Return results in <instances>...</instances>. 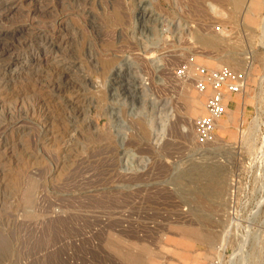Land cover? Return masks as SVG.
<instances>
[{
    "label": "rangeland",
    "instance_id": "374dc122",
    "mask_svg": "<svg viewBox=\"0 0 264 264\" xmlns=\"http://www.w3.org/2000/svg\"><path fill=\"white\" fill-rule=\"evenodd\" d=\"M1 1L0 264H264V0ZM190 58L247 70L211 153Z\"/></svg>",
    "mask_w": 264,
    "mask_h": 264
},
{
    "label": "built area",
    "instance_id": "2783aa9c",
    "mask_svg": "<svg viewBox=\"0 0 264 264\" xmlns=\"http://www.w3.org/2000/svg\"><path fill=\"white\" fill-rule=\"evenodd\" d=\"M194 65V58H190L177 67L172 75L178 81L191 82L193 90L205 96L203 105L205 115L192 121V145L195 153H211L215 146L216 124L224 116L226 105L230 103L225 102V99L244 95L247 87V70L229 68L211 70Z\"/></svg>",
    "mask_w": 264,
    "mask_h": 264
},
{
    "label": "bare ground",
    "instance_id": "6f19581e",
    "mask_svg": "<svg viewBox=\"0 0 264 264\" xmlns=\"http://www.w3.org/2000/svg\"><path fill=\"white\" fill-rule=\"evenodd\" d=\"M1 1V0H0ZM2 2V1H1ZM240 3H241V0H229V4L231 5V7L233 8V9H236V8H238V6L240 5ZM4 6V5H3ZM145 7V6H144ZM251 7H252V10H253V8L255 7V5H254V2H251ZM6 8V7H5ZM145 12H146V10H145V8L144 9H141L140 10V12L138 13V15L136 16V21H138V23H140V25H144L143 23H144V15H145ZM250 19V18H249ZM116 21L117 22H120L121 20H120V17L119 16H116ZM249 21V20H248ZM250 22V21H249ZM201 38V37H200ZM200 42L203 44V45H205V46H207V47H211V48H215V47H217L218 45H219V40L218 39H215V38H201L200 39ZM230 51V50H229ZM233 52V51H232ZM235 54V53H234ZM226 55V54H225ZM232 55V54H231ZM231 55H228V56H231ZM223 57V56H222ZM234 58V57H233ZM222 60H230V58L229 57H223V58H221ZM232 59V58H231ZM235 59V58H234ZM233 61V60H232ZM209 62V61H208ZM236 62V61H235ZM213 63V62H212ZM232 63V62H231ZM187 98H189V99H192L193 101L194 100H198V101H200L201 102V98L199 99V98H196V97H194V95L193 96H187ZM237 99H238V110L237 111H227L226 110V115L227 116H233L234 114H237L239 117H240V119H242V115H243V107H242V104H241V99H239L238 97H236V101H237ZM194 110H196V109H190V112H193ZM203 110H204V106H203ZM205 115V111H204V114L202 115V116H204ZM217 127L219 128V129H221V130H223V131H226L227 129H228V127H229V124L228 123H226V124H224V123H217ZM218 134H220V133H218ZM222 135V134H221ZM218 136V135H217ZM222 137V136H221ZM222 143V142H221ZM226 146L225 144H222V146ZM221 146V145H220ZM227 148V147H226ZM203 172V177H208V176H210V177H212V175L213 174H215V176H216V180L213 182V181H210L209 182V185H207V186H209V188L211 187L212 188V186H215V189H219L220 188V183H219V179H218V173H216L214 170H204V171H202ZM220 176V175H219ZM214 177V176H213ZM208 179V178H207ZM210 179V178H209ZM211 188H210V192H211ZM203 189H205V188H203ZM207 189V188H206ZM209 190V189H208ZM203 194V193H202ZM200 196V195H199ZM202 197H204L203 195H202Z\"/></svg>",
    "mask_w": 264,
    "mask_h": 264
},
{
    "label": "crops",
    "instance_id": "0c3cea01",
    "mask_svg": "<svg viewBox=\"0 0 264 264\" xmlns=\"http://www.w3.org/2000/svg\"><path fill=\"white\" fill-rule=\"evenodd\" d=\"M248 82V81H247ZM246 89H247V87H246ZM246 89H245V93H246ZM241 96H243V95H241ZM241 96H234V97H227L226 99H225V102L226 101H230V103L229 104H227L226 105V107H227V111H235L236 110V108H237V105L235 106V108L233 109V108H230V104H231V100L232 99H236V97H241ZM244 110H245V107H244ZM244 110H243V115H242V118L244 119ZM226 111H225V114H224V116L223 117H221L220 119H219V121L217 122V123H221L222 121L221 120H223V119H226ZM218 127H217V124H216V129H217ZM179 244H177V246H178ZM175 255L174 256H176V259H177V261H178V263L179 264H192L193 262L192 261H194V260H192V259H189L187 256H186V254H185V251H178L177 253H174Z\"/></svg>",
    "mask_w": 264,
    "mask_h": 264
}]
</instances>
